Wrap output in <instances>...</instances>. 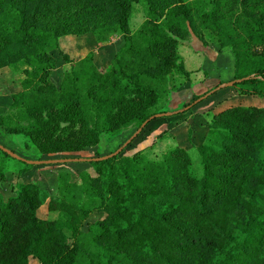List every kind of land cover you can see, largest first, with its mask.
Returning a JSON list of instances; mask_svg holds the SVG:
<instances>
[{"label":"trees","instance_id":"trees-1","mask_svg":"<svg viewBox=\"0 0 264 264\" xmlns=\"http://www.w3.org/2000/svg\"><path fill=\"white\" fill-rule=\"evenodd\" d=\"M138 5L145 20L134 32ZM87 34L99 44L123 37L106 71L94 53L74 61L60 49L62 37ZM191 37L231 49L241 80L231 89L264 100V0H0V70L27 66L10 106L25 120L0 115V127L43 155L147 127L191 79L180 54ZM56 51L70 64L59 85ZM213 125L199 147L201 177L178 146L158 159L119 154L87 161L94 173L58 174L59 194L47 202L56 219L38 216L46 198L35 183L19 184L7 203L0 194V264H264V105L221 108Z\"/></svg>","mask_w":264,"mask_h":264},{"label":"rangeland","instance_id":"rangeland-1","mask_svg":"<svg viewBox=\"0 0 264 264\" xmlns=\"http://www.w3.org/2000/svg\"><path fill=\"white\" fill-rule=\"evenodd\" d=\"M144 20V9L142 6L138 5L131 19L132 30L134 32L137 31ZM193 38L194 37H191L190 39ZM94 40L91 34L64 36L60 39V49L74 58V61H79V59L86 57L88 54L94 53L97 66L102 70H107L115 54L121 49L124 43L123 37L121 35L114 36L109 42L104 44L96 43ZM187 42H189V40L183 42V44ZM54 57L57 60V68L52 78L53 81L59 85L64 73L70 69V64L65 62L59 51L54 53ZM199 62L201 63L200 66L204 65L202 71H208V73L211 74V78L225 80L219 82L217 85L233 80H229L234 76L235 62L231 49L221 51L215 48L211 55L206 56L202 53H196V59L193 61V64H190V68L196 71ZM26 68V64L20 62L15 64L14 67L10 66L9 68L0 70V115L10 113L11 115H9L12 118L15 114L11 125H15L17 122H24L25 120V117L23 118L20 113L18 114L15 111L11 112L10 106L12 104V95L22 89L21 84L25 79ZM201 76H204L203 72ZM194 79L199 81L196 75ZM208 91L197 95L195 98L204 95ZM250 104L264 105V100L258 97L240 96L231 88L222 89L211 95L203 103L197 105L195 109L179 114L186 115V117L181 120L177 119L179 117L178 115L154 120L137 138L124 148L121 155L132 156L136 152L146 148L144 151L151 150L150 156L154 159H158L163 155L162 153L164 151H168L176 146L184 147L189 151L194 160L193 169L196 176L201 177L203 174L202 151L199 147L208 143L210 130L214 129V125L211 126L214 112L230 105L248 106ZM187 117L188 121L186 122ZM179 120L180 126L175 128ZM198 121L201 122L198 123ZM169 123L170 126L168 125ZM194 124L199 128H194ZM169 127L173 128L170 133L161 135L160 131L169 129ZM137 130V127L132 126L115 135H106L98 146L88 148L85 151L43 155L23 135L6 134L4 129L0 127V145L4 148L14 151L21 158L26 160L57 163L37 166L28 165L13 158H6L0 153V166L6 171L5 178H0V194L2 195L3 201L7 203L12 196L17 194L20 190L19 184L32 182L42 189L43 195L46 198L45 206L38 212L39 217L42 219H46L49 216L52 219L58 218L59 216L57 215H48L47 207L49 197L59 194L57 182L58 174L69 172L76 177L83 171L94 173L93 169L85 160L97 158L99 156H107L116 152L129 142ZM190 130L192 131L191 134L188 133ZM143 146L145 147L143 148ZM100 217V215L92 216L85 224V228L87 229V226ZM31 264H38V262L32 258Z\"/></svg>","mask_w":264,"mask_h":264},{"label":"crops","instance_id":"crops-1","mask_svg":"<svg viewBox=\"0 0 264 264\" xmlns=\"http://www.w3.org/2000/svg\"><path fill=\"white\" fill-rule=\"evenodd\" d=\"M94 41H96V40H94ZM215 48H218V47L216 45H213V44H210L209 46H204L202 44V42L199 41L195 37L193 39H190L189 42L182 44V46L180 48V54H181L182 58L184 59L186 69L191 73V79H190L189 82H187L186 84H184L177 92H174L170 96V98H169V105L167 107V110L169 112L170 111L171 112H175V111L179 110L180 108H182V107L186 106L187 104L191 103L195 99V97L197 95H200L203 92H206V91H208L211 88H214L219 82L225 81V80L220 79V78H215V79L214 78H211L210 77L211 74L208 73V71H202L204 65H201L200 66V64H201L200 62H199V65L196 67V71H194L192 68H190V64H193V61H195V59H196V53H202L205 56L206 55H211L212 54V51H214ZM72 59L74 60V58H72ZM79 60H81V59H79ZM102 71H106V70H102ZM202 72L204 73V76H201L202 75ZM195 75L197 76V79H199V81L194 79V76ZM233 78H234V76L231 79H229V80H232ZM178 116L179 117L177 119H180V120L183 119L184 117H186L185 114L178 115ZM192 118H195V117H192ZM173 119H175V118H173ZM180 120L177 121V125L175 126V128H177V127L180 126V124H179L180 123ZM187 121H188V117L186 118V122ZM200 122L201 121H198V123H200ZM168 125L170 126V123ZM194 128H199V127H197V125L194 124ZM172 129H173L172 127H169V129L162 130L164 132L160 131L161 132V135L170 133V131ZM191 132L192 131L190 130L188 133L191 134ZM144 147L145 146H143V148ZM176 147H178V146H176ZM144 150H146V148ZM144 150L139 151V152H144V153H149L150 154V151L151 150H149V151H144ZM166 152L167 151H164L162 154H164ZM43 206H45V205H43ZM39 210H38V212H39ZM48 215H50L49 211H48ZM46 219H50V216L48 218H46Z\"/></svg>","mask_w":264,"mask_h":264},{"label":"water","instance_id":"water-1","mask_svg":"<svg viewBox=\"0 0 264 264\" xmlns=\"http://www.w3.org/2000/svg\"><path fill=\"white\" fill-rule=\"evenodd\" d=\"M237 82H241V80H232L230 82H226V83H221L219 84V86L216 88V91L218 90H222V89H225V88H232L235 83ZM213 92V91H212ZM210 92V93H212ZM207 94L206 96H204L202 99L204 98H207L209 95L211 94ZM173 116V113L172 112H167V113H162V114H159L157 115V119L159 118H162V117H171ZM147 123L143 124L142 127H140L137 132L134 134V136L129 140V142H127L123 147H121L119 150H117L116 152L110 154V155H107V156H103V157H100V158H94V159H88V160H85V162L87 161H101V160H107L109 158H112V157H115V156H118L119 154H121L124 150V148H126V146H128L135 138H137L141 133L142 131L144 130V128L146 127ZM0 150L3 151L4 153L8 154L11 158L15 159V160H19V161H22L28 165H48V164H57L56 162H44V161H31V160H26V159H23L21 158L18 154H16L14 151L12 150H9V149H6L4 148L2 145H0ZM59 163V162H58Z\"/></svg>","mask_w":264,"mask_h":264}]
</instances>
